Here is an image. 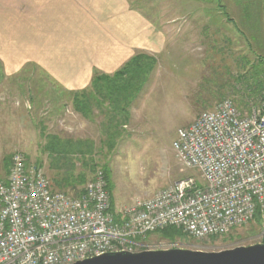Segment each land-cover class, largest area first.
Instances as JSON below:
<instances>
[{
  "label": "rangeland",
  "instance_id": "rangeland-1",
  "mask_svg": "<svg viewBox=\"0 0 264 264\" xmlns=\"http://www.w3.org/2000/svg\"><path fill=\"white\" fill-rule=\"evenodd\" d=\"M131 1L160 28L168 19L192 26L191 38L182 47L186 54L163 53L155 58V67L131 106L132 117L126 121L120 117V135L112 149L103 146L107 122L93 104L89 117L73 116L67 109L69 104L74 109L73 99L53 92L48 84H39L35 78L3 79L0 71V179L5 178L12 157L22 154L28 164L40 166L54 191L76 195L101 168L109 178L110 202L114 208H123L152 197L178 180L199 178L196 169L183 166L175 157L171 143L177 129L225 99L232 100L243 113L259 105L263 97L245 94L247 85L253 83L250 75L247 83L237 80L256 62L253 52L248 53L246 40H226L220 34L217 39L209 36V29L226 34L221 26L242 24L248 0ZM173 6L185 8L184 13L165 16L164 7L174 12ZM260 82L264 85V76ZM55 137L92 152L84 160L67 153L56 155L51 151ZM91 159L94 172L86 163ZM82 174L85 183H81ZM256 221L205 242L195 241L176 229L179 233L171 238L157 232L138 240L141 248L136 250L217 252L264 243L263 224Z\"/></svg>",
  "mask_w": 264,
  "mask_h": 264
},
{
  "label": "built area",
  "instance_id": "built-area-1",
  "mask_svg": "<svg viewBox=\"0 0 264 264\" xmlns=\"http://www.w3.org/2000/svg\"><path fill=\"white\" fill-rule=\"evenodd\" d=\"M171 148L199 178L123 208L110 202L101 168L70 195L54 191L39 166L15 154L0 179V264H74L134 253L138 240L167 228L200 242L256 220L264 229V95L245 113L230 99L202 111L177 129Z\"/></svg>",
  "mask_w": 264,
  "mask_h": 264
},
{
  "label": "crops",
  "instance_id": "crops-1",
  "mask_svg": "<svg viewBox=\"0 0 264 264\" xmlns=\"http://www.w3.org/2000/svg\"><path fill=\"white\" fill-rule=\"evenodd\" d=\"M174 8L164 7V15L185 11ZM143 14L131 0H0L2 78H35L72 101L90 93L94 74L111 76L138 54H186L192 26L164 19L160 28ZM245 16L242 24L221 26L226 34L209 29V36L245 39L264 56V0H251ZM67 109L78 115L70 104Z\"/></svg>",
  "mask_w": 264,
  "mask_h": 264
},
{
  "label": "trees",
  "instance_id": "trees-1",
  "mask_svg": "<svg viewBox=\"0 0 264 264\" xmlns=\"http://www.w3.org/2000/svg\"><path fill=\"white\" fill-rule=\"evenodd\" d=\"M250 1L251 0H248V4ZM222 13L224 17L230 21L227 13ZM251 49L248 47V53L252 51ZM252 54L255 58L254 61H256L253 62L255 65L250 68L246 74L239 76L237 80H246L245 83H247L248 80L246 78L250 75L249 78L253 83L252 85H247L249 88L247 91H245V94L250 98L254 96H260L262 98L264 85L260 82V79L261 76H264V56L256 55L255 53ZM155 64L156 59L154 57L145 54H138L132 57L119 71L111 76L94 74L90 84V93L84 91L80 94H76L73 97L74 110L84 118L89 117L92 104L93 107L95 106L100 110L99 114L104 116V119L107 122V132L105 133L106 139L102 143L103 146H106L108 149H112L115 140L119 138V127L121 125L120 117L122 116L125 121L129 118L130 108L133 102L140 95L143 87L146 85L149 75L153 71ZM236 107L238 108V106ZM238 109L240 110V108ZM51 149L50 150L56 155L65 153L69 155H78V157H81L82 160L86 159V156L90 155L92 152L88 149L84 150L83 147H80V145L58 140L57 137H55ZM93 161L94 160L92 159L86 161L87 165L90 163L91 172H94ZM103 172L109 190L110 185L108 175L106 174L107 171L103 170ZM80 177L82 179L81 183H85L86 180H84V174H82ZM161 233L164 237L171 238L179 232H176L174 228H167L161 231Z\"/></svg>",
  "mask_w": 264,
  "mask_h": 264
},
{
  "label": "water",
  "instance_id": "water-1",
  "mask_svg": "<svg viewBox=\"0 0 264 264\" xmlns=\"http://www.w3.org/2000/svg\"><path fill=\"white\" fill-rule=\"evenodd\" d=\"M74 264H264V243L217 252L188 249L120 251Z\"/></svg>",
  "mask_w": 264,
  "mask_h": 264
}]
</instances>
